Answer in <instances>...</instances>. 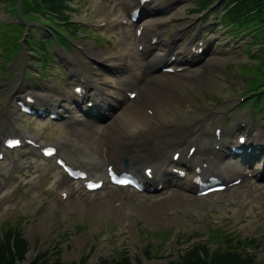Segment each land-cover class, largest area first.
I'll return each mask as SVG.
<instances>
[{
    "label": "rangeland",
    "instance_id": "rangeland-1",
    "mask_svg": "<svg viewBox=\"0 0 264 264\" xmlns=\"http://www.w3.org/2000/svg\"><path fill=\"white\" fill-rule=\"evenodd\" d=\"M188 1L177 0V5L171 6L169 13L148 15L144 19L145 24L152 22V27L161 29L160 21L167 20V25H164L162 29L164 36L170 38L171 33L174 32L172 27L182 22V19L193 21L192 17L195 14L188 13L187 8L192 6V2L189 3ZM118 2L119 0L73 1L75 11L70 12V14L74 19H79L82 25L77 30L80 37L74 40L76 51L67 54L63 61L66 65L67 74L54 65L49 68V76L46 75L45 80L39 79L33 75L35 73L31 72L30 82H21L19 78L20 70L25 79L31 71L28 65H21V55L15 56L17 52L22 51V48L14 52L11 47L14 45L15 36L19 32H23V36L25 35L26 42L29 44H37L36 41L45 36L38 35L35 31L41 27L40 24L30 29L28 25L11 23H25L23 20H6L8 18L5 13L14 15V12L10 10L8 13L7 9L4 10L3 6L0 7V20L5 18L0 21V51H3V54L0 55V75H5V78L7 75L9 76L7 80L0 81V99L7 98V101L0 105V137L4 131L6 134L34 135L40 137L42 142L66 139L69 142L68 148L60 150L68 157L77 154L76 146L77 143H81L79 138L82 137L79 130L83 129L86 121L80 120L81 125L74 124L72 121L68 122L67 119L60 123H52L47 120L36 121L31 117L22 115L17 110L15 97L22 95L20 94L21 91L31 89H37L45 93V96L50 95V100L54 98L56 93L69 96L72 79L68 73L70 69L74 68V65L69 61L71 57L81 65L83 71L91 79L94 77V81L98 83L103 81L109 86L116 84L117 81L118 85V76L113 78L108 75L99 68L100 66L95 60L107 61L112 59L111 53H115L116 58H125L131 61L132 56L137 53L133 39L134 25L120 26L118 30L113 28V31L116 30L114 32H107L109 27L99 28L94 23L103 18L118 19L122 16L123 10ZM174 16L179 17L180 20L176 22V19H171ZM199 17L196 15L195 20ZM202 20H204V16ZM200 22L197 21L195 29L190 32L194 33L200 29L201 38L213 37V41L208 45L210 50L205 57L207 59L205 62L212 66L216 65L219 75L209 76V82H205L200 79L207 67H204V61V70L200 62L191 63L187 65L184 71V76L190 82L179 86L178 91H181L184 100H190L192 103H194L193 99H190L192 97L197 100L200 99V103H204L207 97L212 99L224 98L221 103L213 105V110H216L218 115L222 117L231 112V122L227 124L228 129V126H232L234 113L237 114L238 112L240 115L242 108H238V104L235 102L236 98L233 97L232 88L238 91L233 86L235 82L226 81V78L228 76L238 79L237 74L242 70V64L249 65L255 63V60L249 58L248 52L238 51V45L243 44V40L245 42L248 37L247 39L240 37L232 39L229 35L219 41V35L224 29L214 33L211 26L215 27V23L200 24ZM183 23L186 22L180 24ZM32 31L34 32L32 33ZM194 34L197 35V33ZM188 37L187 34L182 38L183 41L187 43L193 40H189ZM53 38L52 42L45 41V44L54 53L50 44L58 45L60 40L57 35ZM188 44L187 46H189ZM247 49H250V46ZM40 54L41 51L37 49L34 56L38 58ZM113 62L110 61L108 65L113 66ZM8 64L10 65L9 68ZM33 68H36V73L45 71L40 60L33 64ZM53 74L56 75L53 76ZM61 79L63 80L61 81ZM105 83L103 84L106 85ZM108 89L110 92L112 91L110 88ZM111 100L117 105L118 102L115 98ZM177 103V101H171L170 108L166 109V113L164 112L166 118H171L174 121L171 132H168L166 125L171 126L166 123L165 125L160 119L148 118L149 122L154 121L156 124L153 140L158 153L164 158H168L170 152H164L168 148V141L172 138L174 141L179 136L176 135L174 138V133L200 137V133L206 131L207 108L212 106L211 103H207L205 106H199L198 112L191 113L193 107L190 104L191 107L181 104L183 108H180ZM232 104L235 106L227 109ZM119 105H123L122 102ZM123 106L125 108V105ZM121 109H116L114 115L118 116H112V119L111 117L108 118L105 121L107 123L95 124L96 130L93 135L86 136L84 142L88 146L87 156L96 157L99 154H103V158L107 156L105 153L107 147L103 145L100 138L106 125L112 123L116 117L124 118L126 114L124 109L122 111ZM119 111L121 112L119 113ZM73 115L79 116L76 112L71 113V116ZM199 118H203L204 121L199 120ZM190 122H194L196 125L192 130H188ZM139 136L144 138L143 135ZM194 139L193 137L192 140ZM134 141L139 145L136 147L139 151L148 147L146 143L142 142L141 137ZM91 145L92 149L89 147ZM29 151L30 147H22L13 151V156L16 157L15 161L21 163L17 167H11L13 159L10 156L0 160V226L8 223L20 227L29 244L27 260H31L36 254L43 252L51 256L58 250V256L64 264L78 259L81 255H87L88 260L93 262L100 257L113 256V250L116 248L121 250V253L125 252L132 256L133 261L137 259L138 264H167L170 258L177 257L180 250L189 243L207 239L210 236L211 247H216L217 240L222 243L226 238L234 240V242L240 238L241 240L254 239L253 245L249 247L243 245V249L245 247L244 250L248 249L255 255L257 264L263 262L264 179H251L222 194L203 198H195L191 192L184 190L140 195L127 188L106 187L99 192H74L67 200H61L57 190L49 188L52 182L58 184L60 173L57 168L51 166L46 160L40 163L33 152ZM40 166L47 174L36 169ZM49 175L51 176L48 177ZM44 177L46 179L42 180ZM70 182L72 184L59 185V188L67 186L75 191L79 183ZM115 201L117 202L114 205ZM216 226L222 232L211 230L212 227L215 228ZM179 230L183 231V236L181 242L176 243L174 240ZM188 238L190 239L188 240ZM158 243L160 244L159 247L157 246ZM145 250H148V253H145Z\"/></svg>",
    "mask_w": 264,
    "mask_h": 264
},
{
    "label": "bare ground",
    "instance_id": "bare-ground-1",
    "mask_svg": "<svg viewBox=\"0 0 264 264\" xmlns=\"http://www.w3.org/2000/svg\"><path fill=\"white\" fill-rule=\"evenodd\" d=\"M129 6L131 7L133 5L129 4ZM189 26L190 24L188 22L176 26L175 29L177 30V36L181 38L180 41L174 42L173 40L164 39L163 47L158 53L152 51L153 45L149 43L147 45L143 44L142 46L144 57L136 53L135 56H132L131 61L125 58H115L116 61L113 62V66L119 67L120 71L117 75L118 85L115 87L114 91L110 92V90L106 88V85L101 82L98 83L97 81H94V85L90 84L87 81L86 76H84L79 70L71 71V75L76 81H78L74 84V86L80 85L82 89V92L78 95L80 102L84 99L86 101V105L89 100L93 103L101 102L100 107H103L104 105L117 107L120 102L125 105L124 112L126 115L124 118L119 119L116 117L112 123L106 125L103 135H101L100 138L103 144L107 147V156L105 159L107 162L114 163L118 169L123 168L119 162L124 156H126L129 159L127 169L134 174L139 175L140 169L142 170L143 168L140 164L143 165L149 162L153 165L152 177L163 176L167 179L175 178L174 172L172 171L175 163L172 159L168 160L162 155H159L152 146L149 149L137 151L132 146V140L133 138H137L139 135H143L144 138H148V141H152L151 138H153L155 134L156 124L154 121L149 122L148 118L154 120L158 118L161 122L166 123L169 126L173 124V121L169 120L168 117L166 118L164 111L170 108V102L172 99L181 96V91H178L179 86H183L185 83L190 81L184 76V72L163 73L159 72L158 68L162 63L169 59V57L165 59L166 56L174 55L175 59L172 61L174 62L172 66L175 68L181 66V70L185 68L186 64L195 61L200 57V53L196 52L200 44L198 42L197 44H193L196 35L188 33L187 28ZM161 32L162 30L160 32H154V34H160ZM187 34L189 36V40L193 39L188 41L189 44L188 42H184L182 39ZM139 39V43H142L141 41L143 40V36L141 35ZM187 44L189 46H187ZM203 44L204 51H207L205 40L203 41ZM203 53L204 52H202V54ZM111 54L116 57L115 53ZM200 61L203 60L200 58ZM205 65L207 67L204 73L200 76V79L205 82H209V74L216 73L218 70L216 65ZM127 86L134 87L138 91V95H136L128 103L122 96V91L124 89L128 90ZM26 94H28V92ZM33 94L36 96L38 95L35 91ZM67 98L68 96L66 97L62 93H56L52 99V105L53 107H56V109L60 108L59 112L61 115L64 117L67 116L68 118L69 108L66 105ZM112 98H115L118 102L117 105L112 102ZM148 109L152 110V114H148ZM95 124L96 122L93 121L84 122L83 129L79 130L80 135L82 136L79 139L81 143H83H80L81 145H85L84 139L86 136L89 137L93 135V132L96 130ZM176 138L177 139L174 140L175 142L183 138V135H179ZM194 138L196 141L197 137ZM89 147L92 149V145ZM209 152L210 150L208 146H202L201 152L197 155L196 151L190 156L187 155V150L183 152L181 155L183 159L182 165L188 170V172H190V176L185 174L180 178L181 181H175L172 182V184L178 187L183 186L182 188H187V186L193 188L194 185L192 184L191 179L195 171V167L199 164H201L200 168L205 174L216 172L223 177L232 169L240 166L239 164L233 162H226L223 168H218L213 161L209 160ZM84 154L85 152L83 150V153L77 156L75 159L76 166L83 165L90 176L105 175V167L103 163H99L101 162L100 159H104L102 157L103 154H99L98 156L96 155V157L93 158L90 156L91 159H85ZM202 164L206 165L203 166ZM190 166H192V168H190ZM254 169L255 174H263L264 166L262 165V162L258 161V164ZM79 205L82 206L84 204Z\"/></svg>",
    "mask_w": 264,
    "mask_h": 264
},
{
    "label": "trees",
    "instance_id": "trees-1",
    "mask_svg": "<svg viewBox=\"0 0 264 264\" xmlns=\"http://www.w3.org/2000/svg\"><path fill=\"white\" fill-rule=\"evenodd\" d=\"M47 13L64 20L66 29L75 34L76 26L70 25L66 20L70 17L71 0H40ZM199 8L215 0H199ZM225 14L223 21L230 25L233 31L241 32L252 29L255 42L264 45V0H225ZM199 8H196L197 10ZM30 6H26L25 12L29 13ZM43 14V13H42ZM259 75L264 76V71L258 69ZM214 230V229H213ZM212 230V231H213ZM219 228H215L217 232ZM254 239H238L236 243L229 238L217 247L211 249L207 243L195 242L177 254V257L170 258L167 264H257L255 255L243 249L253 245ZM29 250L28 241L23 236L19 226L6 223L0 226V264H64L58 256V250L53 255L45 252L38 253L31 260H27L26 253ZM148 250H146V253ZM264 264V255H263ZM26 260V262H25ZM25 262V263H24ZM134 263L128 253H120L118 256L100 257L90 262L87 255H82L79 260H72L68 264H138ZM261 263V264H262Z\"/></svg>",
    "mask_w": 264,
    "mask_h": 264
},
{
    "label": "snow or ice",
    "instance_id": "snow-or-ice-1",
    "mask_svg": "<svg viewBox=\"0 0 264 264\" xmlns=\"http://www.w3.org/2000/svg\"><path fill=\"white\" fill-rule=\"evenodd\" d=\"M11 143H18V142H11ZM47 154V153H46ZM120 183H126V181H119ZM99 185L90 184L89 187H98Z\"/></svg>",
    "mask_w": 264,
    "mask_h": 264
}]
</instances>
